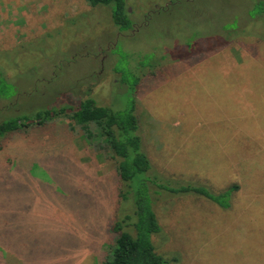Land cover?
Here are the masks:
<instances>
[{
	"label": "rangeland",
	"instance_id": "1",
	"mask_svg": "<svg viewBox=\"0 0 264 264\" xmlns=\"http://www.w3.org/2000/svg\"><path fill=\"white\" fill-rule=\"evenodd\" d=\"M126 2L128 31L84 0H0V121L86 97L123 111L134 98L157 187L155 253L170 264H264V0ZM69 133L68 160L27 172L18 162L30 138H0V264H100L107 251L110 209H94L100 229L84 230L74 196L86 185L101 195L114 166ZM234 186L220 202L180 192Z\"/></svg>",
	"mask_w": 264,
	"mask_h": 264
},
{
	"label": "trees",
	"instance_id": "2",
	"mask_svg": "<svg viewBox=\"0 0 264 264\" xmlns=\"http://www.w3.org/2000/svg\"><path fill=\"white\" fill-rule=\"evenodd\" d=\"M84 1L93 8L106 7L110 11L113 24L122 31H128L133 27L126 0ZM136 81L135 78L134 83ZM0 93L9 96L5 90ZM132 99L123 111L99 106L88 97L79 100L77 104L72 102L55 104V101L52 106L36 108L38 110L34 112L29 111L30 113H22L0 121V138L4 139L18 133L30 138L28 141L32 146L30 153L22 157L24 162L17 160L19 164L25 165L24 170L27 172L31 165L44 163L46 166L54 157L60 155L68 160L66 156L70 151L69 132L80 130L91 151L114 166L110 185L101 188L103 190L101 195H93L91 186L86 185L87 191L84 186L83 188L77 186V195L74 196L79 200L77 203L79 213L75 218L86 221L84 230L100 229L99 221L92 218L94 209L104 213L110 209L105 229L101 227L102 230H106L104 237L108 241V249L97 254L100 264H170L155 253L151 242V236L160 229L152 207V197L157 194L154 188L157 187L149 173L150 161L141 150L135 101ZM61 119L69 123L58 124L57 121ZM80 167L82 166L74 168L68 163L65 164V168L71 173L82 171ZM93 176L90 174L87 177L89 182L93 180ZM74 188V186L69 188L71 193H74ZM236 189L237 186H234L216 196L210 195L202 188H182L180 192L194 191L220 202ZM221 204L228 205L224 202Z\"/></svg>",
	"mask_w": 264,
	"mask_h": 264
}]
</instances>
